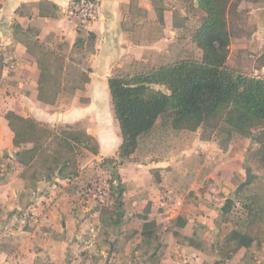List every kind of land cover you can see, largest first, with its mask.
Here are the masks:
<instances>
[{
  "label": "crops",
  "instance_id": "obj_1",
  "mask_svg": "<svg viewBox=\"0 0 264 264\" xmlns=\"http://www.w3.org/2000/svg\"><path fill=\"white\" fill-rule=\"evenodd\" d=\"M79 1L0 0V264H37L43 260L55 264L62 256L65 242L62 227L71 218L68 204L60 203L65 180L58 177L39 180L32 189L21 177L24 167L17 161L20 148L14 145L6 113L31 116L50 127L85 122L88 133L100 147L99 155L93 157L102 162L116 156L122 142L109 78L169 65L188 55V42L193 34L190 12L192 3L197 7V0H98L95 17L87 24H82L74 14L73 6ZM234 16L237 19L233 20L235 30L228 64L239 67L244 63L248 74L260 76L259 73L264 74V0H240ZM89 32L96 38L84 49L89 51L87 68L78 64L84 75L82 85L73 89L75 94L79 91L77 96L86 98L85 102L63 109L41 101V71L36 57L28 50L26 38L31 36L57 52L64 51L67 60L76 64L72 59L78 52L74 47L76 39L79 35L88 37ZM160 125L158 119L149 132L139 137L132 158L120 164L119 177L127 187L124 200L131 196L133 200L139 198L143 187L151 190L145 200L152 201L151 210L145 214L140 210L141 229L137 234L141 235L147 221L154 220L158 228L165 225L164 231L169 235L160 264H264V255L259 256L264 243L241 247L229 257L222 254L225 246L221 245V249L220 216L233 211L239 203L222 192L221 200L226 204L219 203L221 200L210 204L206 195L217 187L205 191L202 183L213 177L216 184L217 176L210 173L203 179V167L194 169L195 174L190 172L194 166L189 156L193 160L205 159L207 163L223 159L225 149L215 137L192 136L189 133L196 131L171 128L169 136L164 137L163 158H134L142 140L149 139ZM152 171L161 174V185H173L177 180L181 186L175 185L176 188L184 193L176 195L167 188L174 200H166V192L157 193ZM193 190V199L187 198ZM157 241L156 249L139 264L158 258L163 248L158 235ZM255 245L261 249L254 250Z\"/></svg>",
  "mask_w": 264,
  "mask_h": 264
},
{
  "label": "trees",
  "instance_id": "obj_2",
  "mask_svg": "<svg viewBox=\"0 0 264 264\" xmlns=\"http://www.w3.org/2000/svg\"><path fill=\"white\" fill-rule=\"evenodd\" d=\"M198 1L197 7L204 16L192 40L201 51L200 58L177 60L169 65L132 74H114L109 78L122 142L116 156L105 158L103 165L118 166L130 160L137 150L139 137L149 132L160 117L169 115L170 125L175 130L210 128L215 134L226 133V142L233 133L255 137L258 146L252 158L264 169V77L246 74L228 64L231 15L238 3L236 0ZM95 38L93 32H89L88 37L79 35L74 47L83 49ZM25 42L41 71L39 99L53 104L54 95L61 88L65 58L31 36ZM50 92H54L52 97H49ZM5 117L14 134V145L20 148L17 161L24 167L21 177L27 180L30 178L26 176L28 169L43 168L41 172L32 173L30 179L35 186L39 180L51 181L54 177L71 181L79 175V156L86 151L95 155L100 152L96 138L85 130H74L69 125L52 128L13 111L7 112ZM256 128H260L258 133L254 132ZM117 181L116 185L111 184L112 191L120 193L121 201H115L116 208L122 206L125 190L119 176ZM242 192L245 199L239 203L244 216L225 237L227 243L234 245L231 252L264 243V179L247 183ZM157 229L154 220L143 224L141 235L145 244L158 242ZM156 247L157 244L154 250ZM231 252H226L225 256L229 257Z\"/></svg>",
  "mask_w": 264,
  "mask_h": 264
},
{
  "label": "rangeland",
  "instance_id": "obj_3",
  "mask_svg": "<svg viewBox=\"0 0 264 264\" xmlns=\"http://www.w3.org/2000/svg\"><path fill=\"white\" fill-rule=\"evenodd\" d=\"M239 1L240 0H236L237 3H239ZM234 13L235 11L231 15V31L235 30L233 20L237 19ZM190 14L192 17V21L190 22L191 31L193 33L200 25L204 13L192 3ZM242 18L243 17L240 16V19ZM89 43L90 41L86 44L87 46L85 45L86 48H89ZM188 43L189 51L185 59L200 58L201 51L193 42L192 34L190 35V41ZM85 47L77 50V54L72 56L76 64L67 60L64 51H59V53L64 56L66 64L60 76V91L55 93V95L54 92H50L49 94V97L55 96L54 103L50 105H55L56 107L62 106L64 109L85 102V97L77 96V92L79 91H77L76 94L73 91L75 87L81 86L84 80L83 72L79 71L81 68L78 64H81L83 68H87L88 60L86 59V54L89 51L84 50L86 49ZM231 61L233 64V57ZM243 65L244 63H241V66L239 64V67L230 66L248 74ZM53 72L55 73V69H53ZM258 75H260L259 77H264L263 73H259ZM160 88L163 90L165 89L164 87ZM159 120L161 125L152 131L149 139L142 140L141 148L134 158L141 159L140 156H149L153 159H161L166 155L162 149L166 146L164 137L169 136V130L172 128L170 125L171 117L165 115L160 117ZM66 126H68V124H63L59 127ZM69 126L74 130L87 131L85 122H76ZM259 129L260 128H256L254 132L258 133ZM189 134L192 136H197L199 134L202 138L215 137L222 148L225 149V156H223V159L220 161L219 158H217L216 161L212 163H207L206 160L202 158L193 160L192 157L189 156V162H192L191 165L194 166L191 170L189 169L190 172L195 174L196 171H193L194 169L203 167V179L210 173H214L217 176L216 184H213L216 180L213 177L207 179V181L210 179L212 182H201L203 185L202 190L205 191L207 188L210 189L213 188V186L217 187L212 191L210 190V194L206 195L207 199L205 200L210 204L215 205V201L218 202L223 199L222 192L227 195L226 197H231L232 199L235 197L236 201L239 203L245 199L242 191L245 189L246 184L253 182L255 179H258V177L264 178V169L260 167L258 161L252 158L253 151L258 146L255 137L247 138L240 133H233L231 139L226 142V133L220 132L215 134L210 128L205 127H201L198 131ZM94 155L89 152L85 157L82 155L79 156V175L71 181L65 180L66 186H63V190H61L59 195L61 196L60 203L63 205L68 204L71 210V218L70 222L62 227V241L65 242H63L62 245V256L60 259H57L55 264H139L141 261H146L149 256L148 254L153 252L154 246L157 243L154 241L152 245L149 246L144 243L142 236L137 233L141 229L140 216H142V214L139 215V212H141L140 210H143V214L151 210L152 201H149V203L145 202L151 190L146 187L141 188L142 191L140 192L142 193H138L140 197L134 200L133 196L126 200H124L125 196H123L122 206L116 208L115 201H121V199H119L120 193L119 190L113 192L111 184L116 185L118 183L117 176H120V165L115 166L113 163L103 165L102 162H104V160L100 162L93 157ZM127 161L128 160L123 163ZM0 168L2 167L0 166ZM35 170L41 172L43 168L37 166L34 169H28L26 171V176L31 178ZM0 173H2V169ZM152 173L153 182L157 185V193L166 192L168 190L167 188L172 190L175 194L177 193L176 195L184 193L183 190L177 189L181 186V183L177 184V180H175L176 182H174L175 184L173 185L168 183L169 186L165 183L161 185L163 179L161 178V174L158 171H152ZM29 179L27 178L29 187L32 189L36 188L37 186L33 185L32 179ZM186 187L189 188V184H187ZM193 192L195 191H191L187 195V198L193 199ZM175 199H177V197H175ZM135 201H139V203L135 204ZM232 202L234 201L232 200ZM219 203L226 204L224 200H221ZM236 206L237 207L233 211H229L220 216V246H225V249H222L221 246L222 254L233 250V244H225V237L230 232L231 228L238 223V220H240L239 218L244 216L240 203ZM136 218L138 219L137 221H135ZM164 227L165 225L159 227L156 232V235L159 237L160 246L163 248L160 250L156 260L146 262V264H160L165 254V240L168 238L167 235L169 234L164 231ZM255 247L256 249L254 250H257L258 247L256 245ZM258 249L261 248L259 247ZM1 250L5 251L4 247H2ZM260 251L261 253L259 256H263L264 250L262 249ZM39 263L40 261H37V264ZM40 264L51 263L43 260Z\"/></svg>",
  "mask_w": 264,
  "mask_h": 264
},
{
  "label": "built area",
  "instance_id": "obj_4",
  "mask_svg": "<svg viewBox=\"0 0 264 264\" xmlns=\"http://www.w3.org/2000/svg\"><path fill=\"white\" fill-rule=\"evenodd\" d=\"M97 6L98 0H80L73 6L74 14L82 24L90 23L91 20L95 17ZM165 199L170 201L174 200L170 192L165 193Z\"/></svg>",
  "mask_w": 264,
  "mask_h": 264
},
{
  "label": "water",
  "instance_id": "obj_5",
  "mask_svg": "<svg viewBox=\"0 0 264 264\" xmlns=\"http://www.w3.org/2000/svg\"><path fill=\"white\" fill-rule=\"evenodd\" d=\"M196 4H197V5L199 4V1H198V0L196 1Z\"/></svg>",
  "mask_w": 264,
  "mask_h": 264
}]
</instances>
